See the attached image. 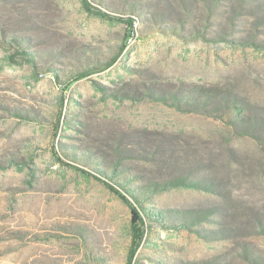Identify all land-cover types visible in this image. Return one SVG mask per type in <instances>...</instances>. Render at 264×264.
Instances as JSON below:
<instances>
[{"label": "rangeland", "instance_id": "rangeland-1", "mask_svg": "<svg viewBox=\"0 0 264 264\" xmlns=\"http://www.w3.org/2000/svg\"><path fill=\"white\" fill-rule=\"evenodd\" d=\"M86 1L0 0V264H264V0Z\"/></svg>", "mask_w": 264, "mask_h": 264}, {"label": "trees", "instance_id": "trees-1", "mask_svg": "<svg viewBox=\"0 0 264 264\" xmlns=\"http://www.w3.org/2000/svg\"><path fill=\"white\" fill-rule=\"evenodd\" d=\"M82 3H83V6L85 8V10L94 15V16H97L99 18H102V19H105V20H108V21H113V20H117L116 18H113L112 16H110L109 14L105 13V12H102L98 9H93V11L90 10V5L87 3L86 0H82ZM123 22H125L129 27L131 26L132 22L131 20L129 19H125L123 20ZM131 32H129V34L127 35V38H131ZM110 65V64H109ZM83 76V73H79V76ZM82 172V171H81ZM83 174L86 175L85 172H82ZM103 184H105L108 189L110 191H112L114 194H116L122 201H124L126 204L129 205L130 209H131V236H132V239H131V247L129 248V251H128V259L130 262L131 261V258L133 257V254L138 246V243L140 242L141 238L143 237V230H142V225H143V221L142 219L140 218L139 216V213L138 211L136 210V208L134 206H132L130 204V202L127 200V198L122 194L120 193L116 188H114L113 186H111L110 184L108 183H105L103 181H101ZM136 223H139L140 224V228L136 227Z\"/></svg>", "mask_w": 264, "mask_h": 264}]
</instances>
